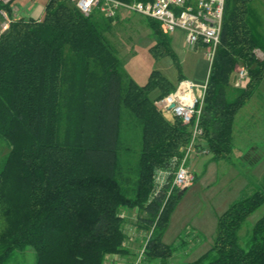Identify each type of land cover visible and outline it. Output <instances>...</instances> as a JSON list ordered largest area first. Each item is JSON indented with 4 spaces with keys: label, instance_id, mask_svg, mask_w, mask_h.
<instances>
[{
    "label": "trees",
    "instance_id": "trees-1",
    "mask_svg": "<svg viewBox=\"0 0 264 264\" xmlns=\"http://www.w3.org/2000/svg\"><path fill=\"white\" fill-rule=\"evenodd\" d=\"M251 1H225L209 69L200 147L214 162L232 150L235 115L264 74V60L254 54L261 43ZM2 9L10 14L9 5ZM98 16L50 0L41 20H12L0 35V139L9 149L0 163V264L27 248L34 264H105L110 256H125L124 213L134 210L151 232L146 264H164L176 251L161 239L184 190L166 186L155 194L154 177L175 171L174 160L190 142V127L167 120L155 105L177 86L155 71L142 87L128 79L109 43L108 23ZM149 20L156 42L150 52L175 59L170 35ZM238 67L248 73L243 88L231 83ZM125 113L140 127L133 162L129 148L120 147ZM250 183L244 191L252 194L218 218L211 248L191 264H264V215L244 239L239 236L264 205V185Z\"/></svg>",
    "mask_w": 264,
    "mask_h": 264
},
{
    "label": "rangeland",
    "instance_id": "rangeland-1",
    "mask_svg": "<svg viewBox=\"0 0 264 264\" xmlns=\"http://www.w3.org/2000/svg\"><path fill=\"white\" fill-rule=\"evenodd\" d=\"M49 1L15 0L10 8L17 11V16L23 17L28 15V8L34 11L45 9ZM137 2L143 3L138 0H131L128 3ZM7 17L8 21L2 17L0 19L3 24L6 23L8 29L12 17L8 13ZM106 21L107 29H110L107 33L109 43L121 62L124 74L137 86H144L154 71L159 72L176 86H178L179 78L199 86L205 84L210 63L204 55V50L199 48L191 51L185 47L182 33L177 32L171 38L170 44L175 59L169 56L155 57L150 52L156 42L149 27L150 20L147 17L133 11L122 10L115 18L106 19ZM157 96V91L150 94L151 99ZM124 115L120 147L129 148L133 162L139 150L140 127L127 113ZM8 151L7 145L0 139V163ZM231 152L232 150L221 162L211 161L209 152L198 157L192 156L189 169L195 176V180L176 200L161 239L163 244L176 249L174 256L172 255L164 264H191L207 253L213 244L218 218L233 203L252 194H249V189L244 191V183L247 181L245 188L251 184L250 182L264 185V162L230 161ZM247 158L253 160L254 157ZM263 215L264 205L246 219L239 231L240 238L244 239L253 224ZM124 216L127 234L126 247L134 252L133 257L125 259L109 257L106 262L107 264H146L145 256L141 258L139 256L147 237L151 234L138 222L144 214L134 210L124 213ZM8 264H34L33 250L27 248L23 252H15Z\"/></svg>",
    "mask_w": 264,
    "mask_h": 264
},
{
    "label": "built area",
    "instance_id": "built-area-1",
    "mask_svg": "<svg viewBox=\"0 0 264 264\" xmlns=\"http://www.w3.org/2000/svg\"><path fill=\"white\" fill-rule=\"evenodd\" d=\"M13 1L15 0H0V5L7 6ZM67 1L84 17L97 13L109 20L115 18L122 10L136 12L157 22L166 35L182 33L185 47L191 51L199 48L204 50V55L211 66L220 44L226 0H150L146 3L137 2L135 4L120 0ZM0 15L8 21L5 9L0 11ZM2 30H7L6 23L2 24ZM254 54L258 60L263 59L260 51L255 50ZM234 78V87L243 88L248 80L247 70L239 68ZM206 90L207 80L201 86L185 80L178 84L174 92L155 102L163 116L178 119L191 129L190 142L183 156L181 159L174 160L175 171L156 173L154 177L155 194L166 186L169 187L170 192L174 189L183 191L189 188L195 180V176L189 169L192 156L208 154V150L200 148V144L203 143V131L199 125ZM145 245L140 252V258L144 256Z\"/></svg>",
    "mask_w": 264,
    "mask_h": 264
},
{
    "label": "crops",
    "instance_id": "crops-1",
    "mask_svg": "<svg viewBox=\"0 0 264 264\" xmlns=\"http://www.w3.org/2000/svg\"><path fill=\"white\" fill-rule=\"evenodd\" d=\"M10 5H9V12L12 17V20L23 18V19H32L35 21H39L42 19L45 10V9H40L38 11H34L33 9L28 8L27 9L28 15L21 17V16H17L18 15L17 11L11 9ZM250 12H251L250 18L252 21V27L253 29H256L258 38L261 43V49H259L258 51L261 52L263 59L259 61H263L264 60V0H252L250 3ZM2 24L3 23L1 20L0 35H2V33L4 32L2 30ZM173 35H170V37L172 38ZM234 77L235 75L232 77L231 80L232 84L234 83ZM248 81L249 79L245 83L244 87L246 86ZM164 117L167 120L173 119L171 116H164ZM231 138H232V152L231 155L229 156L230 161L231 160L232 161L238 160L245 162L252 161L253 163L264 162V74L260 83L253 91L250 98L245 102L243 107L236 113L233 121ZM236 155H239V157H236ZM194 156L198 157L202 155H194ZM247 157H254V158H252L253 160H248L250 158ZM221 161L222 160H220L219 162ZM246 183L247 181L244 183L243 189L245 188ZM126 248L129 250L128 247ZM133 254L134 252L129 250L128 254L122 256V258L123 259H125L126 257L131 258L133 257ZM174 254L175 253H173V256ZM113 257H120V256H110V258ZM105 264H107V262H105Z\"/></svg>",
    "mask_w": 264,
    "mask_h": 264
},
{
    "label": "water",
    "instance_id": "water-1",
    "mask_svg": "<svg viewBox=\"0 0 264 264\" xmlns=\"http://www.w3.org/2000/svg\"><path fill=\"white\" fill-rule=\"evenodd\" d=\"M7 32V30L6 31H4L2 34H5ZM235 79V78H234ZM172 108V107H171Z\"/></svg>",
    "mask_w": 264,
    "mask_h": 264
}]
</instances>
